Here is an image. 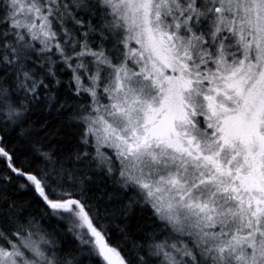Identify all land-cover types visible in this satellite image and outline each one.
Masks as SVG:
<instances>
[{
	"label": "snow or ice",
	"instance_id": "snow-or-ice-1",
	"mask_svg": "<svg viewBox=\"0 0 264 264\" xmlns=\"http://www.w3.org/2000/svg\"><path fill=\"white\" fill-rule=\"evenodd\" d=\"M0 264H264V0H0Z\"/></svg>",
	"mask_w": 264,
	"mask_h": 264
}]
</instances>
